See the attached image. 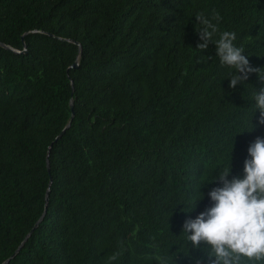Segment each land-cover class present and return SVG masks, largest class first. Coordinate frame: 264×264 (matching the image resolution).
Wrapping results in <instances>:
<instances>
[{"label": "trees", "instance_id": "1", "mask_svg": "<svg viewBox=\"0 0 264 264\" xmlns=\"http://www.w3.org/2000/svg\"><path fill=\"white\" fill-rule=\"evenodd\" d=\"M199 13L264 71V0H0V264L27 233L5 264H211L183 225L243 178L264 84Z\"/></svg>", "mask_w": 264, "mask_h": 264}, {"label": "clouds", "instance_id": "2", "mask_svg": "<svg viewBox=\"0 0 264 264\" xmlns=\"http://www.w3.org/2000/svg\"><path fill=\"white\" fill-rule=\"evenodd\" d=\"M195 18L202 25L197 32L203 43L197 47L204 51L209 43L215 44L220 63L230 70V88L244 83L251 73L264 84V71L250 65L244 48L235 44V32L223 31L213 42L219 31L218 14L209 19L199 13ZM253 100V114L259 110V124L264 125V87L255 90ZM248 156L243 178L229 180L231 166L217 172L212 183L219 182L222 187L208 193L212 206L183 225L186 241L194 248H203L211 264H264V138L258 137L249 146Z\"/></svg>", "mask_w": 264, "mask_h": 264}, {"label": "water", "instance_id": "3", "mask_svg": "<svg viewBox=\"0 0 264 264\" xmlns=\"http://www.w3.org/2000/svg\"><path fill=\"white\" fill-rule=\"evenodd\" d=\"M77 66V63L76 62H74L73 64H72V67H76ZM69 108L71 109L72 108V102L70 101L69 102ZM72 116H73V113H72V111H71V113H70V116H69V119H68V122L65 124V126L60 130V132L54 137V140H57L60 136H61V134L65 131V129L69 126V124H70V120H71V118H72ZM47 153H48V149H47ZM45 167H46V170L48 171V163H47V159L45 160ZM47 194V193H46ZM46 194H45V198H44V201H46V199H47V196H46ZM43 213H44V210H43V212H42V214L40 215V217L38 218V220H36L35 221V223L33 224V226H32V230H33V228L37 225V223H38V221L40 220V218L42 217V215H43ZM28 236V233H27V235H25V237L23 238V240L21 241V243L18 245V247L14 250V252L11 254V256L9 257V258H7L4 262H2L1 264H5L13 255H14V253L18 250V248L20 247V245L23 243V241L26 239V237Z\"/></svg>", "mask_w": 264, "mask_h": 264}, {"label": "bare ground", "instance_id": "4", "mask_svg": "<svg viewBox=\"0 0 264 264\" xmlns=\"http://www.w3.org/2000/svg\"><path fill=\"white\" fill-rule=\"evenodd\" d=\"M42 221V220H41ZM39 225V224H38ZM26 242V241H25ZM19 252V251H18Z\"/></svg>", "mask_w": 264, "mask_h": 264}]
</instances>
